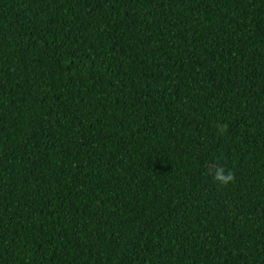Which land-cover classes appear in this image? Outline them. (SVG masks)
I'll return each instance as SVG.
<instances>
[{
	"label": "trees",
	"instance_id": "16d2710c",
	"mask_svg": "<svg viewBox=\"0 0 264 264\" xmlns=\"http://www.w3.org/2000/svg\"><path fill=\"white\" fill-rule=\"evenodd\" d=\"M0 264H264V0H0Z\"/></svg>",
	"mask_w": 264,
	"mask_h": 264
},
{
	"label": "clouds",
	"instance_id": "9594fccd",
	"mask_svg": "<svg viewBox=\"0 0 264 264\" xmlns=\"http://www.w3.org/2000/svg\"><path fill=\"white\" fill-rule=\"evenodd\" d=\"M213 179L220 186H227L229 183L234 182L235 174L231 170H225L224 168H218L213 174Z\"/></svg>",
	"mask_w": 264,
	"mask_h": 264
}]
</instances>
